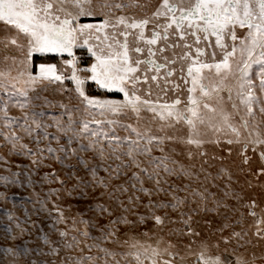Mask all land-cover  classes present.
I'll list each match as a JSON object with an SVG mask.
<instances>
[{
	"label": "snow or ice",
	"instance_id": "snow-or-ice-1",
	"mask_svg": "<svg viewBox=\"0 0 264 264\" xmlns=\"http://www.w3.org/2000/svg\"><path fill=\"white\" fill-rule=\"evenodd\" d=\"M69 0H58L59 6L55 7L53 0H0V22L15 29L18 34H22L26 40L27 55L31 56L34 51L39 52H67L69 56H73V47H83L92 39V33L105 32L106 29H111V32L104 35L103 41L88 51L95 58V62L85 68H78L77 61H65L66 65L72 68L70 79L75 83V93L78 96L79 104L83 108L77 106L69 108L66 105H61L65 109L67 121L57 119L54 121L57 131L60 135L53 136V139L59 143L60 136H66L68 145L74 141L86 139L88 143L80 144V151H91L94 158L98 157L102 162L109 159L118 161L113 167L107 164L104 171L107 172V177L97 178V170L99 166H91L88 161L82 160L81 163L88 169L94 178L95 184L102 187L108 193V199L115 202V207L107 203L99 204L97 211L107 223L97 225L92 220L81 219L79 223L84 224L85 228L79 235L84 238L80 240L77 236H73L71 241H66L65 246L69 249L79 248L81 255L78 257H66V264H98L101 259L97 256L83 255L85 248L91 251L96 248L104 254V264H109L108 258L115 260L116 253L109 248L102 247V244L110 241L113 244L125 245L132 240L130 247L137 249L133 255L136 264H144L141 257L150 259L151 264H174V259L179 255L178 251H173L176 245L171 242H165L164 237L158 236L156 239L157 247L151 245L140 244L135 237H130L129 233L134 232L142 224L148 220L153 221L154 225L163 230L167 223L175 224L177 222L184 225V229L174 230L169 229L170 233L179 231L180 235H186L190 238L200 236V233L191 227L192 215H198L201 211L216 212L221 217V226L217 229L219 236L214 243L207 240L190 239L186 250L196 257V264H254L256 256L252 253V260L245 257L240 249H247V246L252 243L249 237V231H252V236L258 240H264V214L257 216L255 201H252L245 207L249 208V215L255 218L254 225L245 228L241 219H237L234 223H230L231 217L227 215L228 211H236L230 208L225 202L226 199L232 198L239 203L242 197L229 190H221L222 197H218L217 193L210 191L206 185L208 179L205 176V183L202 187H193L191 181L193 178L198 179L196 174L190 168H186L177 160L173 159L168 152L165 151L164 144L166 140H171L172 137L156 135L152 129L146 125L141 128L140 121L141 113L144 111L153 114L152 119L162 121L159 131H163L165 127L171 126L173 120L179 122L185 121L193 130L196 128V122L205 123V115L201 113V102L203 109L217 114V108L212 107L204 98L208 97L211 92H218L220 86L225 83L228 77L235 76L233 66L230 60L233 59L237 52L235 43L227 45L224 43L225 37L231 41H237L235 29L247 28V35L240 41L239 53L240 61L236 64L235 71L239 72L237 80L236 97L239 104L249 115H253V107L257 104L264 105L254 92L253 81L250 78V73L253 65H259L260 90L264 92V0H161L158 7L152 14L144 15L137 19L135 16H112L107 15L104 9L123 10L129 7H136L141 10L145 9L148 4H141L139 0H129V3H114L112 0H98L94 5L93 0H71L73 7L78 11L73 15L72 12L66 11L63 7ZM99 10L100 14L105 15L103 23L100 25H84L78 27L74 24L78 16H92ZM64 18L61 19V15ZM151 25L149 34L146 35V29ZM187 37H192L195 44H200L203 41H209L211 37H215V46L223 50V59L218 63L201 62L193 60L187 67V76L191 78V87L189 93H195L199 90L200 96L189 95L186 103L185 111L180 110L177 106L181 104V100L177 98L171 104L165 102L159 104L150 99L152 96L151 82H156V86L161 88V91H167L168 78L172 77L176 69L170 67L177 61H188L192 45L188 43ZM83 38V43L79 41ZM131 38V39H130ZM97 40L100 38L97 36ZM12 44L23 48L24 45L18 44L17 39L13 38L10 41ZM183 42V43H179ZM209 46L211 44L209 43ZM181 48L180 55L177 56L176 49ZM231 50H228V49ZM172 50V55H165L166 52ZM197 57L203 55V51L196 48ZM215 57V52L212 53ZM163 61V62H160ZM161 75V70H165ZM204 70L215 73L220 77L219 84L214 85L211 89L203 83L206 79ZM181 71V79L187 83V79ZM85 73L83 77L78 73ZM151 73V75L149 74ZM90 74V75H87ZM0 75H3L0 73ZM23 73H21V76ZM65 77L57 73L55 65H40V73L38 77L29 75L28 80L24 81L26 85H34L37 81L60 82L62 84ZM91 79L95 81L101 88L108 91H115L123 94L122 101L116 100H100L86 94L84 90L85 82ZM163 79L165 86L161 87L159 81ZM141 85H148L146 90L141 88ZM15 87V85H13ZM174 88L180 86L174 84ZM21 96L28 98V89L21 88L17 90ZM143 93V94H142ZM15 95V93H13ZM157 101L160 97L157 96ZM218 99H223L222 97ZM229 100H231V91L229 92ZM19 106L23 109L28 106L26 103H21ZM233 109H237V104H232ZM98 110V114L102 119H96V113L92 110ZM260 112L264 114V106L260 107ZM4 120L10 122L12 118L7 115V108L3 110ZM80 112L81 118L79 121L74 118L75 113ZM135 118V125L132 123H121L118 119L120 116ZM39 113L33 112L31 115L25 114L23 117L24 123L18 125L21 130L28 136L32 137L37 145L36 152L25 144H19L23 137L18 136L15 131L4 135L6 141L11 144L10 152L19 147L21 150H26L29 155L39 157L33 163L42 164V153L47 151L50 154H55L57 151L66 152V146L61 145L57 150L51 146L40 148L41 136L43 139L48 138L46 131H40L51 127V124L42 123L37 117ZM89 119H84V116ZM109 117H114L110 119ZM211 123V118H208ZM219 119L228 127H232L229 123L230 113H227L222 108L219 110ZM31 121V123H29ZM95 124V128L90 125ZM104 125L116 126L119 125L124 131L129 134L124 137L118 136L114 129L105 131ZM8 126L7 124L5 125ZM244 126H248V122H244ZM236 131L235 128H232ZM37 131V135L33 137V132ZM232 141H229L231 143ZM188 144H196L199 146V139L189 138ZM256 150V146L260 147V161L264 165V137L257 132L255 139L249 141ZM247 143L244 151H247ZM158 150L161 154L154 156L152 153ZM77 149H72L75 154ZM191 156V153H189ZM2 159V157H0ZM57 161H60L59 156H55ZM78 159H80L78 157ZM251 158L244 156L243 163L247 164ZM203 171V169H201ZM131 172V176H128ZM259 174L264 175V166L259 169ZM53 178L58 179L56 173L50 174ZM122 177H127L123 183L113 185V181L121 180ZM145 177L147 181L152 182V187H145ZM175 177L176 180H188L189 183L177 184L170 182V178ZM230 179V177H229ZM0 180L11 183L8 177L0 176ZM59 183L63 186L64 181ZM77 183H83L82 179L77 178ZM216 187V185H212ZM58 190H53L57 192ZM184 193V195H180ZM103 196L104 193H101ZM168 197V199H152L159 196ZM142 196L148 197L147 203H144ZM124 197V199H122ZM211 204V207L209 206ZM195 205L190 207L187 212L181 209L185 206ZM144 207L146 212L139 213V207ZM58 208V206H56ZM225 209L224 213L220 209ZM167 209L173 212H178L179 221L172 220ZM164 210L163 215L157 214ZM264 213V209L261 210ZM186 217V219H185ZM11 219V216L9 217ZM65 217L63 211L59 212L57 222H64ZM77 222L74 220L73 225ZM240 226L241 230L236 231V226ZM90 227H97L100 232L99 236H92L89 232ZM123 229V232H122ZM186 229V231H185ZM227 235H224L225 230H229ZM23 231V230H22ZM141 236H148V233H140ZM61 237H67L66 231L60 232ZM121 236L127 237L121 239ZM15 238V237H13ZM91 240L92 243H86ZM45 242L48 243L47 238ZM83 244V247L80 245ZM161 244H166L163 250L160 249ZM193 244L197 245V250L193 251ZM223 246V247H222ZM142 249V252L140 251ZM7 251L15 254L14 249ZM58 249H53V252ZM164 256L169 258L165 259ZM181 260L184 257H180ZM264 259V257H261ZM119 264V261H115Z\"/></svg>",
	"mask_w": 264,
	"mask_h": 264
},
{
	"label": "rangeland",
	"instance_id": "rangeland-1",
	"mask_svg": "<svg viewBox=\"0 0 264 264\" xmlns=\"http://www.w3.org/2000/svg\"><path fill=\"white\" fill-rule=\"evenodd\" d=\"M98 0H93L95 5ZM114 3H129V0H112ZM54 9L59 6L58 0H53ZM139 3L148 6L141 10L136 7H129L123 10H110L104 9V12L112 16L125 15L135 16L137 19L142 18L144 15H151L158 7L161 0H139ZM63 7L66 11L72 12L73 15L78 11L73 7L71 0L64 4ZM61 19L64 18L63 13H59ZM105 15L100 14L99 10L92 16H78L76 17L74 24L78 27L81 24L88 25H100L103 23ZM151 25L145 30L146 35L149 34ZM238 37L237 41L233 42L230 38L225 37L224 43L232 45L235 43L237 47L236 55L230 60L233 66L235 76H229L223 85L220 86L218 92H211L210 95L204 98L212 107L217 108V114L213 115L206 109H203L201 102V113L205 115V123L200 124L196 122V128L193 130L185 121L179 122L173 120L171 126H167L161 132L159 131L162 121L153 120V114L148 111L141 113L140 127L145 125L152 129L156 135H167L172 137L171 140H166L164 144L165 151L180 164H183L186 168H190L193 173L196 174L198 179L193 178L191 181L193 187H202L205 183V176L208 179L206 181L207 187L210 191L217 193L218 197H222L221 190H229L238 193L242 199L237 203L235 199L228 198L226 203L230 208L236 209V211H228L227 215L231 217L230 223H234L235 220L241 219L245 228L254 225L255 218L250 216L249 208L244 205L255 201L257 207L255 211L257 216L262 215V209H264V175L259 174V169L264 166L261 164L259 153L260 147L256 146V150L253 151V145L249 143L250 140L255 139L258 132L261 137H264V114L260 112L262 104L254 105L253 115L247 114L243 106L239 104V100L236 97L237 80L239 78V72L235 71L237 62L240 61V41L247 35L248 29L240 28L237 26L235 29ZM106 32L110 33L111 29H106L105 32L92 33V39L89 43L83 47H73V56H69L67 52H39L34 51L31 56L27 55L26 40L22 34H18L15 29L0 22V133L8 134L15 131L18 136L23 137L19 141V144H25L33 153L36 152L37 145L32 137H28L18 125L24 123L23 117L25 114L31 115L33 112L39 113L37 117L42 123L51 124L52 126L46 130H37L43 133L46 131L48 138L45 140L41 136L40 148H46L51 146L54 149H59L61 145L66 146V152L57 151L55 154H50L47 151L42 153L43 163H33L38 159L36 155H29L26 150H21L19 144L17 148L12 152L9 151L11 144L5 140L4 135H0V176L8 177L11 183H7L4 180H0V264H66V257H78L81 255L79 248L69 249L65 246L66 241H71L73 236H77L80 240H84L76 229L82 232L85 228L84 224L79 223L81 219L92 220L97 225H103L107 221L100 216L96 210L99 204L107 203L112 207H115V202L108 199V193L102 187L95 184L94 178L88 169L81 163V159L88 161L91 166H99L97 170V178L107 177V172L104 171V167L107 164H111L115 167L118 161L107 160L102 162L98 157L94 158V154L91 151H80V144H87L86 139L74 141L71 145H68L67 137L60 136L59 143L53 136L60 135L57 131L54 121L62 119L67 121L65 115V109L61 105H66L69 108L81 107L79 99L75 93V83L70 79L72 74V68L65 64V61L75 60L77 61L78 68H85L95 62V58L88 51L89 47L94 50L96 46L103 41ZM100 39L97 40L96 37ZM17 39L18 44L24 45L23 48L12 44L11 39ZM131 39V38H130ZM187 41L192 45L191 49H184V51H190V58L188 61H177L176 64L170 65V67L176 69L174 75L168 78L167 91H161V88L156 86V82H151L152 96L151 100L162 104H171L174 100L179 98L181 104L177 107L185 111L186 115H190L186 112V103L189 95L199 97V90L195 93H189L188 89L191 85V78L187 76V67L193 60H199L201 62L218 63L223 59V50L215 46V37L210 38L209 41H201L200 44H195L192 37H187ZM83 43V38L79 41ZM183 43V42H179ZM209 43L211 46H209ZM199 47L203 51V55L197 57L196 48ZM228 50H231L230 48ZM177 56L180 55L182 49L177 48ZM215 52V57H212V53ZM40 55V57H46L42 59L53 60V62L46 61L44 63H38L34 70V57ZM165 55L171 56L172 50H169ZM41 59V58H39ZM163 62V61H160ZM55 65L57 73L62 74L65 79L62 84L60 82L37 81L34 85H26L24 81L28 80L29 75L38 77L40 73V65ZM183 68V75L187 79V83L181 79V71ZM165 70H161V75ZM21 73L23 75L21 76ZM151 75V73H149ZM81 77L86 75L85 73H78ZM90 75V74H87ZM206 79L203 83L211 89L214 85L219 84L220 77L216 76L214 71L209 72L204 70ZM250 78L253 81L255 94L264 101V92L260 90V75L259 65H253L250 73ZM161 87L165 86L163 79L159 81ZM174 84H178V89L174 88ZM15 85V87H13ZM84 90L87 95L95 97L100 100H116L122 101L124 99L123 94L115 91H108L105 88H101L95 83V81L88 79L84 84ZM27 88L28 98L21 96L18 89ZM141 88L146 90L148 85H141ZM231 91V100L228 99L229 92ZM15 93V95H13ZM143 94V93H142ZM157 96L160 97L157 101ZM222 97L223 99H218ZM28 103V106L21 108L19 104ZM237 104L238 108L233 109L232 104ZM7 108L8 117L12 118L10 122L4 120L3 109ZM223 109L227 113H230V121L232 127H228L219 119V110ZM96 113V119H102L98 110L93 109ZM77 121L81 118V113L77 112L74 116ZM84 119H89L88 116H84ZM110 119L114 117H109ZM208 118H211V123ZM118 119L121 123H132L135 125V118L120 116ZM248 122V126H244V122ZM31 123V121H29ZM8 125L7 127L5 125ZM91 128H95V124L90 125ZM235 128L236 131H233ZM115 133L124 137L129 133L124 131L119 125L109 126L104 125L105 131L113 130ZM37 131L33 132V137L37 135ZM189 138L199 139L201 144H188ZM229 141H232L229 143ZM247 143V151H244L245 144ZM72 149H77L76 153H72ZM191 153V156H189ZM154 156H159L161 153L158 150H154L152 153ZM248 156L251 159L247 164L243 163L244 156ZM55 156H59L61 159L57 161ZM78 157L80 159H78ZM203 169V171H201ZM55 172L58 179L53 178L50 174ZM128 176H131V172H128ZM230 177V179H229ZM77 178L82 179L83 183H77ZM127 177H122L121 180L113 181V185L117 183H123ZM63 180L62 186L59 181ZM170 182L177 184L189 183L188 180H176L175 177L170 178ZM212 185H216L213 187ZM145 187H152V182L147 181L145 177ZM53 190H58L53 192ZM101 193H104L102 196ZM184 195V193H180ZM124 199V197H122ZM152 199H168L163 195L159 197H153ZM144 203H147L148 197L142 196ZM58 206V208L56 207ZM211 207V204L209 205ZM190 207L195 205L185 206L182 211L187 212ZM63 211L65 217L64 222H57L59 212ZM139 213L146 212L144 207H139ZM172 220L179 221L178 212H173L171 209L166 210ZM221 213L225 212V209H220ZM157 214L163 215L164 210ZM11 216V219L9 217ZM186 219V217H185ZM77 223L73 225V221ZM221 226V217L216 212L205 213L201 211L198 215L193 214L191 220V227L200 233L198 238L188 237L186 235H180L179 231L170 233L169 229L180 230L184 229L182 223L170 224L166 222L163 230L158 229L153 221L148 220L142 224L134 232L129 233L130 237H135L136 240L143 245H151L157 247L156 239L158 236L164 237L165 242H171L176 245L173 251H178L179 255L175 257L174 264H196V257L186 250V245L189 244L190 239L207 240L214 243L219 236L217 229ZM23 230V231H22ZM89 232L92 236H99L100 232L97 227H90ZM236 231H240L241 227L238 225L235 228ZM252 228L249 231V237L252 243L247 246V249H240V252L244 253L245 257L252 260V253H255L256 259L254 264H264V240H258L252 236ZM66 231L67 237H61L60 232ZM186 231V229H185ZM229 230H225L224 235L228 234ZM123 232V229H122ZM148 233V236H141L140 233ZM15 237V238H13ZM47 238L48 243L45 242ZM127 237L121 236V239ZM133 241L129 240V244L120 245L113 244L110 241L102 244V247L109 248L116 253L115 260L108 258L109 264H115V261H119V264H136L133 255L137 249L131 248L130 245ZM86 243L91 244V240H87ZM84 245L81 244L80 247ZM166 244H161L160 249ZM223 247V246H222ZM58 251L53 252V249ZM8 249H14L15 254L7 251ZM197 250V245L193 244V251ZM142 252V249H140ZM83 255L97 256L101 259L98 264H104V254L99 252L96 248H92L88 251L86 248ZM184 257L181 260L180 257ZM167 259L169 257L164 256ZM144 260V264H151L150 259L141 257Z\"/></svg>",
	"mask_w": 264,
	"mask_h": 264
},
{
	"label": "trees",
	"instance_id": "trees-1",
	"mask_svg": "<svg viewBox=\"0 0 264 264\" xmlns=\"http://www.w3.org/2000/svg\"><path fill=\"white\" fill-rule=\"evenodd\" d=\"M39 58H41V59H39ZM42 58H46V57H40V55H36L35 57H34V70L36 69V67H37V64L38 63H44V62H46V61H50V62H53V60H47V59H42Z\"/></svg>",
	"mask_w": 264,
	"mask_h": 264
}]
</instances>
